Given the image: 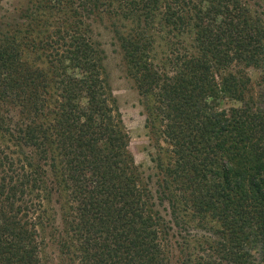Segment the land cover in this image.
I'll return each instance as SVG.
<instances>
[{
    "label": "trees",
    "instance_id": "trees-1",
    "mask_svg": "<svg viewBox=\"0 0 264 264\" xmlns=\"http://www.w3.org/2000/svg\"><path fill=\"white\" fill-rule=\"evenodd\" d=\"M42 3L65 14L41 39L28 31L38 37L24 47L45 71L22 61L18 32L0 40V264H40L48 177L66 196L74 264H264V25L244 0ZM105 14L133 24L118 41L149 130L170 149L163 189L180 211L217 222L213 239L171 243L179 213L166 220L142 182L87 29ZM158 16L189 31L196 54L178 44L155 60L147 30Z\"/></svg>",
    "mask_w": 264,
    "mask_h": 264
},
{
    "label": "rangeland",
    "instance_id": "rangeland-1",
    "mask_svg": "<svg viewBox=\"0 0 264 264\" xmlns=\"http://www.w3.org/2000/svg\"><path fill=\"white\" fill-rule=\"evenodd\" d=\"M42 1L0 0V40L3 36L15 39V31L18 32L19 34L16 35L17 40L22 44V61L33 68L45 71L47 64L42 53L24 47V44L28 42L30 44L34 37H38L35 33L31 37L28 31L30 29L34 32L40 30L39 38L41 39L43 31L48 30L46 24L56 25L57 20H63L65 14L50 15L49 11L42 10ZM244 2L251 17L264 25V0H244ZM158 17L154 18L151 28L147 30L153 42L155 60L164 59L169 49L178 44L189 54H196L193 37L189 31L173 32L163 24L160 16ZM87 24L92 43L101 57V74L111 95V105L122 130L128 137V152L141 175L142 182L147 183L153 192L161 195L158 210L166 220L171 221L170 214L173 206L177 209L174 210L179 213L177 218L180 220L170 232L174 235L171 239L172 245L175 242L176 247L178 244L183 246V243L189 240L190 245L195 246L204 237L213 239L212 232L218 227V223L211 218L192 214L191 211H180V205L174 203L173 199L168 196L171 190L170 193H166L163 189L170 186L166 179L163 180L165 178L163 170L168 166L171 158L170 149L163 139H158L149 130L145 107L134 83L129 79L128 66L118 41L119 36L128 34L133 29V24L131 21L112 18L106 14L93 17ZM246 73L253 81L258 80V72L247 70ZM222 108L227 107L222 105ZM2 137L5 140L9 139L7 134ZM3 144L9 148V152L13 153L15 158V145L4 142ZM158 164L160 170H156ZM163 181L166 185H163ZM41 199L43 221L39 226L40 264H74L72 258L74 248L64 220L68 207L66 196L62 186L53 177H48V183L41 194ZM163 210L168 213L165 214ZM47 218L51 219L47 220ZM172 264L181 263L173 262Z\"/></svg>",
    "mask_w": 264,
    "mask_h": 264
}]
</instances>
